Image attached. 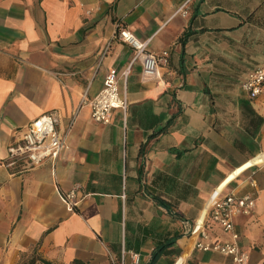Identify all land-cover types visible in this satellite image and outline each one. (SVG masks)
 Returning a JSON list of instances; mask_svg holds the SVG:
<instances>
[{
    "label": "crops",
    "instance_id": "1",
    "mask_svg": "<svg viewBox=\"0 0 264 264\" xmlns=\"http://www.w3.org/2000/svg\"><path fill=\"white\" fill-rule=\"evenodd\" d=\"M118 28L168 52L158 77L141 79ZM262 65L264 0H0V264H230L187 232L213 195L255 200L233 224L249 264H264V161L252 162L264 92L240 88ZM109 69L128 103L102 124L82 99ZM51 111L57 159L7 165L8 147ZM73 186L69 209L58 189ZM206 232L229 239L210 219Z\"/></svg>",
    "mask_w": 264,
    "mask_h": 264
},
{
    "label": "built area",
    "instance_id": "2",
    "mask_svg": "<svg viewBox=\"0 0 264 264\" xmlns=\"http://www.w3.org/2000/svg\"><path fill=\"white\" fill-rule=\"evenodd\" d=\"M116 37L129 44L134 50L133 61L141 65V79L144 81L159 76L158 66L165 65L168 59V52L163 50L154 54L146 50V43L138 41L124 28H118ZM105 55V49L100 58ZM128 69L120 73L126 78ZM118 74L115 69H109L103 78L102 88L91 99H82L90 109V117L97 123L107 124L113 110H120L125 113L127 108V97L125 93L118 91ZM240 88L254 99L264 92V65L255 68L241 81ZM58 117L54 111L46 112L33 119L27 130L23 133L21 141L8 147L7 165H14L16 162H24L26 168L40 165L44 161L54 162L59 153L65 147L64 137L57 132ZM77 186L71 187L68 191L58 189V196L62 203L69 209L76 205L75 196ZM255 207V200L249 195L236 197L226 195L221 198L214 197L203 214L192 222L186 224L187 232L196 237L194 247L200 251H213L230 258V264H249V255L239 248L237 244L238 233L234 229L233 218L236 215H248ZM208 219L217 224L224 232L229 233V239L223 243L207 242L206 223ZM201 239L204 241H201ZM134 264H139L136 254L132 255ZM180 262L178 259L174 264Z\"/></svg>",
    "mask_w": 264,
    "mask_h": 264
},
{
    "label": "bare ground",
    "instance_id": "3",
    "mask_svg": "<svg viewBox=\"0 0 264 264\" xmlns=\"http://www.w3.org/2000/svg\"><path fill=\"white\" fill-rule=\"evenodd\" d=\"M261 161H264V154H262V155H260V156H258V157H255V158L252 160V162H256V163L261 162ZM227 179H229V177H228ZM227 179H226V180H227ZM214 197H215V195H213V196L209 199L208 202H210ZM177 264H179V262H178Z\"/></svg>",
    "mask_w": 264,
    "mask_h": 264
},
{
    "label": "trees",
    "instance_id": "4",
    "mask_svg": "<svg viewBox=\"0 0 264 264\" xmlns=\"http://www.w3.org/2000/svg\"><path fill=\"white\" fill-rule=\"evenodd\" d=\"M33 263V258L27 260L26 262H23L22 264H32Z\"/></svg>",
    "mask_w": 264,
    "mask_h": 264
}]
</instances>
